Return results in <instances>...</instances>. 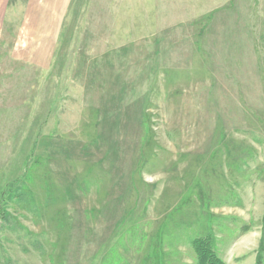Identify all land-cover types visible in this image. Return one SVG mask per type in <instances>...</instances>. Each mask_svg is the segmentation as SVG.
<instances>
[{"label": "rangeland", "instance_id": "rangeland-1", "mask_svg": "<svg viewBox=\"0 0 264 264\" xmlns=\"http://www.w3.org/2000/svg\"><path fill=\"white\" fill-rule=\"evenodd\" d=\"M37 12L50 23L32 31ZM7 15L0 264H197L210 233L227 264H256L264 0H12Z\"/></svg>", "mask_w": 264, "mask_h": 264}, {"label": "trees", "instance_id": "trees-1", "mask_svg": "<svg viewBox=\"0 0 264 264\" xmlns=\"http://www.w3.org/2000/svg\"><path fill=\"white\" fill-rule=\"evenodd\" d=\"M36 149L37 148H35V150ZM35 159L36 160L31 163V166L37 168H40L41 166L46 164L47 161L51 160L49 156L45 157L41 155L40 156L35 155ZM27 174H25L24 176L22 175L19 179H17L16 181H18V183L14 182L12 184V185L17 184L15 186V190L20 195H24L25 192H29L32 190V187L30 185L32 184L34 178L32 177L33 175L31 173L29 175ZM7 218L8 217L5 215L3 208H0V223L1 221ZM1 229H2V224H0V244L2 241ZM193 246L197 256V264H227V262L220 256L218 247L216 245V237L213 234L210 233L207 236L196 237L193 241ZM263 251H264V233L261 237L260 250L257 255L256 264H261L263 262V254H262Z\"/></svg>", "mask_w": 264, "mask_h": 264}, {"label": "crops", "instance_id": "crops-1", "mask_svg": "<svg viewBox=\"0 0 264 264\" xmlns=\"http://www.w3.org/2000/svg\"><path fill=\"white\" fill-rule=\"evenodd\" d=\"M12 0H6L3 4V6L1 7V10H0V28H4V27H9L10 23L8 21V15H7V7H9L10 5V2ZM54 2V1H53ZM63 11V9L60 10V12ZM46 14V17L43 16V13L42 12H37L33 15V19L30 17V21L29 23L32 24L30 25V30H36L39 29L40 27V24L44 23V26L46 24H49L48 23V18H47V15L48 13L47 12H44ZM27 15H28V12H27ZM41 29V28H40ZM39 29V30H40Z\"/></svg>", "mask_w": 264, "mask_h": 264}]
</instances>
